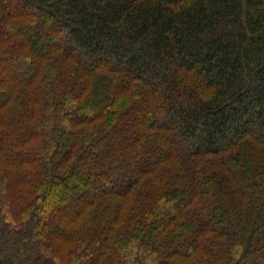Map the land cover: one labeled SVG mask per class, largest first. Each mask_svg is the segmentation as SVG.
<instances>
[{"label":"trees","instance_id":"obj_1","mask_svg":"<svg viewBox=\"0 0 264 264\" xmlns=\"http://www.w3.org/2000/svg\"><path fill=\"white\" fill-rule=\"evenodd\" d=\"M0 264H264V0H0Z\"/></svg>","mask_w":264,"mask_h":264}]
</instances>
